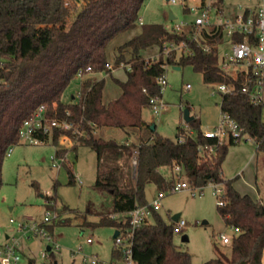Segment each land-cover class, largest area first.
Wrapping results in <instances>:
<instances>
[{
    "label": "trees",
    "instance_id": "16d2710c",
    "mask_svg": "<svg viewBox=\"0 0 264 264\" xmlns=\"http://www.w3.org/2000/svg\"><path fill=\"white\" fill-rule=\"evenodd\" d=\"M144 2L0 0V189L4 185L2 173L8 150L20 143L23 122L44 105L48 116L65 119L78 130V133L68 132L75 140L73 148L85 145L97 153L95 186L113 197L112 210L101 214L98 222L85 221L86 226L121 228L127 222L113 215L148 203L145 187L149 182L164 190L178 179L187 180L194 187L218 183L224 190L219 195L224 201L218 204L219 213L227 225L238 227L239 231L233 237L229 256L216 255L203 264H263L264 199L242 194L234 180L225 178L222 172L229 146L239 142L218 144L216 138L204 136L198 118L190 122L195 133L180 127L176 139L163 137L143 117V109L151 107L150 98L162 97L157 79L165 74L166 65H191L202 73L206 83L235 86L232 92L221 93V111L233 116L255 140L257 149L264 152L263 103L253 104L242 90L244 85H252L250 70L232 76L220 69L218 46L224 38L221 29L212 27L209 32L202 31V43L211 47L205 51L192 40L191 26L175 31L159 23L142 24L137 35L117 48L114 65L124 64L127 73L125 80L114 79L121 89L118 97L104 101L105 78L87 76L81 81L77 100L63 98L80 73L86 76L111 72L106 66L107 46L119 34L137 27ZM170 43H185L188 51L183 49L179 56L175 53L146 58L149 47L157 46L163 53L164 45ZM103 127L149 133L140 143L117 142L97 134ZM62 133L63 130L56 129L51 138L38 134L44 142L52 140L59 157L67 152L59 145ZM181 137L183 142L179 141ZM177 165L182 171L171 178L160 171L162 166L174 169ZM67 170L69 182L75 183L72 168ZM152 217L154 220L134 235L135 263L193 264L190 252L179 248L174 241L176 221H166L159 212H154ZM52 226L47 225L49 230H53ZM48 250L52 251V247ZM112 255L119 258L122 250L114 245Z\"/></svg>",
    "mask_w": 264,
    "mask_h": 264
},
{
    "label": "rangeland",
    "instance_id": "374dc122",
    "mask_svg": "<svg viewBox=\"0 0 264 264\" xmlns=\"http://www.w3.org/2000/svg\"><path fill=\"white\" fill-rule=\"evenodd\" d=\"M261 3L264 1L224 0L225 15L231 17L239 10L240 5L253 7ZM188 4L195 6L197 0H188ZM170 11L173 12L174 19H169ZM198 13L193 9L186 10L181 2L173 4L169 0H145L139 16L143 19V24L159 23L172 28L176 24L193 22ZM141 27L142 24L138 21L136 28L119 34L109 42L107 59L114 67L111 72L74 78L63 98L66 101L77 100L81 79L87 76L105 78L104 101L118 97L121 89L114 79L125 80L127 73L123 64L114 65L117 48L137 35ZM181 49L182 47L169 51L163 47L161 53L159 47L152 46L145 53L146 57L157 59L175 53L179 56ZM229 51L228 38H225L219 45V59ZM175 66L178 65H166L167 85L162 94L165 105L158 109L149 106L144 108V119L150 124H156L155 133L176 139L180 127L195 133L192 124L184 118V110L189 108L190 114L200 120L202 131L213 129L222 112L218 84L206 83L202 73L194 70L191 65L180 66L179 69ZM232 71L235 72L236 68L233 67ZM262 121L264 122V103ZM148 133L145 130L126 131L115 127L97 130V134L113 138L117 142L140 143ZM61 147L67 149L65 162L56 155L52 140L40 144L20 142L7 154L2 173L4 185L0 189V248L3 250L7 245H16L21 255L19 264H86L85 260L90 262L93 254H97L103 262H111L115 245L114 229L85 225V221L98 222L101 214L112 210V195L95 186L97 153L85 145L73 148L68 143ZM53 157L61 165L60 168L53 165ZM136 164L135 154L132 159L134 176ZM68 167L72 168L75 177L81 181L69 182ZM170 169L163 170L168 178L173 176ZM222 172L225 178L234 180L235 187L242 194L264 199V152L257 149L253 138L248 137L229 146ZM222 186L209 183L199 187L202 188L201 193L200 189L195 195L189 189H183L167 193L161 199L158 212L166 221H173V216L177 213L185 220V225L175 230L174 241L179 248L190 252L193 264H203L216 255L231 254V244H224L220 234L225 232L234 236L237 232L225 223L218 210L220 196L215 187ZM161 190L164 191L155 182H149L145 187L147 201H154ZM47 212L51 218L47 225H53V230L44 227L45 235L31 230L34 222L44 221ZM153 220L151 217L150 221ZM20 223L26 226L21 228ZM184 235L188 236V240L182 239ZM88 237L93 242H88ZM48 246L52 247V251L48 250Z\"/></svg>",
    "mask_w": 264,
    "mask_h": 264
},
{
    "label": "built area",
    "instance_id": "2783aa9c",
    "mask_svg": "<svg viewBox=\"0 0 264 264\" xmlns=\"http://www.w3.org/2000/svg\"><path fill=\"white\" fill-rule=\"evenodd\" d=\"M169 1L173 4L181 2L184 4L186 10L191 11L193 9L199 11V13L193 22L176 24L168 29L182 31L186 26H191L194 28L192 40L198 42L205 51H209L211 47L202 43V31L206 30L209 32V29L212 27L217 28V30L221 29L224 36L223 40L228 38L230 51L225 53L222 59H219L218 65L220 69L232 76H236L240 71L250 70L252 72V85L248 86L246 84L242 87V90L248 94L249 99L253 104L257 105L264 103V3L257 4L253 7H244L240 5V8L236 13L231 15V17H226L224 6L220 7L221 0H197L195 6H190L188 0ZM139 23L143 24V19L141 17L139 18ZM238 36H241L242 39H236ZM180 44L170 43L165 44L164 47L169 49V51L177 50L181 47V51L183 49L188 51L185 43ZM106 66L110 70L114 68L111 63H107ZM233 67L236 68L235 72L232 71ZM80 77H82L81 73ZM157 82L161 87V91H163L167 85L165 74L160 76L157 79ZM217 87L221 93L232 92L235 88L234 85L227 83H220ZM150 104L151 107H154L155 109L165 105L160 96H152L150 98ZM56 129L63 130V133L59 137V145L63 146L69 143L73 146L75 140L68 133L70 131L78 133V130L74 127L73 123L65 119H59L56 116H48L46 114L45 106L41 105L32 118L26 119L23 122L19 132L20 142L29 144L43 143L44 140L41 139L38 134H43L51 138ZM203 135L216 138L218 144L229 143L232 141L241 142L242 140L251 137L245 132L244 128L233 116L228 112L223 111L221 112L218 124L213 129L203 131ZM179 141L183 142V137H181ZM207 147L210 149L213 148L212 146ZM10 151L11 148L8 150L7 154H10ZM52 159L55 160V157ZM61 161H66L65 155L61 156ZM53 165L58 168L61 167L56 160L53 161ZM174 171L175 173H179L182 171V168L177 165L175 166ZM76 180L81 181L78 177H76ZM183 189H189L193 195H195L199 189V193L202 191V188L192 186L187 180L178 179L172 187L165 189L164 191L161 190L154 201L146 204H137L132 210L126 213L113 215V217L122 219L123 222H127L121 228L117 229L119 233L114 237L115 246L122 250V256L111 262H103L99 259L97 254H93L90 262L85 260L86 264H136L132 257V244L136 231L143 225L149 223L154 212L160 210L161 199L167 193L177 192ZM215 190L219 195L224 191L223 186L221 188L215 187ZM219 199L218 204H224L223 199L221 197ZM54 217H56V215ZM50 220L49 212H47L44 221L41 223L34 222L31 230L33 229L42 232L45 235L46 231L44 227H47V223ZM12 221L13 219H11V222ZM184 225L185 220L179 217L176 221V229L182 228ZM19 226L22 228L26 225L20 223ZM233 228L236 232L239 231L238 227ZM233 237L234 236H230L225 232H221L220 234L221 241L224 244H231ZM87 241L91 243L93 242V239L88 237ZM20 260L21 255L18 252L16 245H7L3 250L0 248V264H19Z\"/></svg>",
    "mask_w": 264,
    "mask_h": 264
},
{
    "label": "water",
    "instance_id": "95a60500",
    "mask_svg": "<svg viewBox=\"0 0 264 264\" xmlns=\"http://www.w3.org/2000/svg\"><path fill=\"white\" fill-rule=\"evenodd\" d=\"M76 1H80V0H76ZM175 18V16H174V14H173V12L172 11H170L169 12V19H174ZM176 68H180V66H175ZM184 118H185V120L187 121V122H191L195 117L193 116V115H191L190 114V109L189 108H186L185 110H184ZM156 128V124L155 123H153V124H151V129H155ZM180 217V213H177V214H175L174 216H173V220L174 221H177L178 220V218ZM118 233H119V231L118 230H116L115 232H114V237H116L117 235H118ZM182 239L183 240H188V236L187 235H184L183 237H182ZM48 249H50V246H48Z\"/></svg>",
    "mask_w": 264,
    "mask_h": 264
},
{
    "label": "crops",
    "instance_id": "0c3cea01",
    "mask_svg": "<svg viewBox=\"0 0 264 264\" xmlns=\"http://www.w3.org/2000/svg\"><path fill=\"white\" fill-rule=\"evenodd\" d=\"M220 4L222 5V7L224 6V0H221L220 1ZM146 58H148V57H146ZM149 58H152V57H149ZM81 81H82V79H81ZM74 98V97H73ZM164 169H170L169 168V166H162L161 168H160V171L162 172V174L164 175V173H163V170ZM171 170V173L172 174H175V171H174V169H170ZM165 176V175H164ZM166 177V176H165ZM168 178V177H167ZM114 229V231H116L117 229L116 228H113ZM114 237V236H113ZM113 250V249H112ZM112 258H113V260L114 259H116L115 257H113V255H112Z\"/></svg>",
    "mask_w": 264,
    "mask_h": 264
}]
</instances>
